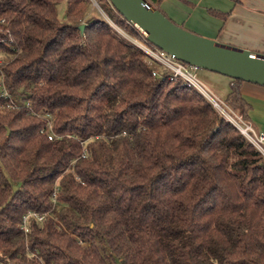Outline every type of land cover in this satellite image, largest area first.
<instances>
[{"label": "trees", "instance_id": "16d2710c", "mask_svg": "<svg viewBox=\"0 0 264 264\" xmlns=\"http://www.w3.org/2000/svg\"><path fill=\"white\" fill-rule=\"evenodd\" d=\"M92 9L0 0V75L29 105L0 96V264H264V157ZM244 83L224 100L250 122Z\"/></svg>", "mask_w": 264, "mask_h": 264}, {"label": "water", "instance_id": "95a60500", "mask_svg": "<svg viewBox=\"0 0 264 264\" xmlns=\"http://www.w3.org/2000/svg\"><path fill=\"white\" fill-rule=\"evenodd\" d=\"M109 1L148 42L179 61L264 87V54L199 36L174 23L148 0ZM79 29L84 32L85 25Z\"/></svg>", "mask_w": 264, "mask_h": 264}, {"label": "crops", "instance_id": "0c3cea01", "mask_svg": "<svg viewBox=\"0 0 264 264\" xmlns=\"http://www.w3.org/2000/svg\"><path fill=\"white\" fill-rule=\"evenodd\" d=\"M188 1L191 4L173 0L169 3L171 12L163 11L174 23L199 36L264 54V0H241L239 5L230 0ZM208 10L230 13V17L223 21L212 17ZM198 76L212 92L215 91L222 99L227 98L230 78L205 70H200ZM241 92L252 107L248 112L250 122L258 130L264 131V87L244 83Z\"/></svg>", "mask_w": 264, "mask_h": 264}, {"label": "built area", "instance_id": "2783aa9c", "mask_svg": "<svg viewBox=\"0 0 264 264\" xmlns=\"http://www.w3.org/2000/svg\"><path fill=\"white\" fill-rule=\"evenodd\" d=\"M96 5L97 2L93 0ZM111 4V3H110ZM112 5V4H111ZM113 9H115L112 6ZM112 28L123 39L140 49L151 64H156L161 67L165 72L169 73L172 79L180 80L185 87L192 88L200 93L214 108V110L228 123L232 124L244 137L253 145L258 152L264 157V131L258 130L251 122L246 121L241 115L235 112L223 99L217 98L214 93L201 81L198 76L199 68L185 64L175 56L159 49L150 42L139 31L141 38L136 39L121 30L111 20L106 18ZM1 69V66H0ZM1 72V70H0ZM154 77H160L156 72L153 73ZM0 96L5 99L6 103L1 107L2 110H10L20 108L21 106H29L17 100L9 89L5 86L4 77L0 75ZM51 130V127L49 126ZM55 136H49L53 140ZM48 214L29 213L24 216L22 229L28 233V220L35 218L38 221H43Z\"/></svg>", "mask_w": 264, "mask_h": 264}, {"label": "rangeland", "instance_id": "374dc122", "mask_svg": "<svg viewBox=\"0 0 264 264\" xmlns=\"http://www.w3.org/2000/svg\"><path fill=\"white\" fill-rule=\"evenodd\" d=\"M90 2H91V4H92V7H93V9H92V12L90 13V15L91 16H93V15H95V16H97V17H101V18H107V16L105 15V13L103 12V10L99 7V5H96L95 4V2L93 1V0H89ZM96 1V0H95ZM173 0H167L165 3H163L162 5V10H166L167 12H171V6H170V2H172ZM231 2H233L235 5H237L233 0H230ZM241 1V0H240ZM245 0H243V2H244ZM248 2H249V0H248ZM173 6H175V4H173ZM176 7V6H175ZM65 8H66V3L64 2V3H62L60 6H59V15H60V17L63 19L64 18V15H65ZM166 12V13H167ZM168 16V15H167ZM169 18V17H168ZM170 20H172V19H170ZM174 22V21H173ZM201 70V69H200ZM202 71V70H201ZM201 79V78H200ZM201 81L206 85V86H208V88H210L209 87V85L205 82V81H203V79H201ZM213 93H214V95L217 97V98H219V99H222L215 91H213ZM20 99V98H19ZM18 99V100H19ZM21 100V99H20ZM19 100V101H20ZM224 100V99H223Z\"/></svg>", "mask_w": 264, "mask_h": 264}]
</instances>
